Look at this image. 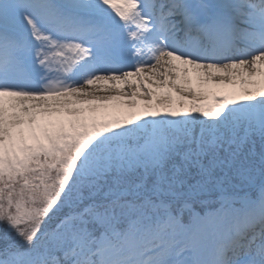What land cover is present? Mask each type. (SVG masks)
Returning <instances> with one entry per match:
<instances>
[{"label": "snow or ice", "instance_id": "6c2138e0", "mask_svg": "<svg viewBox=\"0 0 264 264\" xmlns=\"http://www.w3.org/2000/svg\"><path fill=\"white\" fill-rule=\"evenodd\" d=\"M0 264H264V0H0Z\"/></svg>", "mask_w": 264, "mask_h": 264}]
</instances>
